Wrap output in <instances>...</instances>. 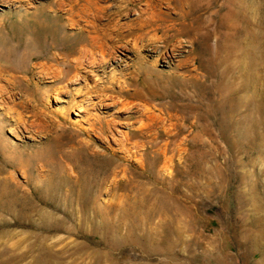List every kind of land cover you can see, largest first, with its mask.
<instances>
[{
  "label": "rangeland",
  "instance_id": "obj_1",
  "mask_svg": "<svg viewBox=\"0 0 264 264\" xmlns=\"http://www.w3.org/2000/svg\"><path fill=\"white\" fill-rule=\"evenodd\" d=\"M47 1L0 0V264H264V0H89L63 81Z\"/></svg>",
  "mask_w": 264,
  "mask_h": 264
},
{
  "label": "bare ground",
  "instance_id": "obj_2",
  "mask_svg": "<svg viewBox=\"0 0 264 264\" xmlns=\"http://www.w3.org/2000/svg\"><path fill=\"white\" fill-rule=\"evenodd\" d=\"M124 2L129 3L132 5V0H123ZM62 6L65 7V9L62 8ZM133 6V5H132ZM39 10L37 12L39 13L33 23H34V33L39 37V38H44V44H43V51L37 54V58L45 60V63H49V61H53L54 59V54L55 52L60 55V59L57 62L58 64L62 65V68L58 73L55 72V76L59 80H66L68 79L69 75L72 72H75L77 70V65L78 63V58L79 54L87 50L86 48H91L92 44L95 42V37H88L86 34H84L83 27L81 25V22L79 21L78 17L76 19L74 16H80L82 12H85L87 9L92 10V9H98L97 7L94 6V2L89 1V0H48L45 4H41L38 6ZM63 9L65 10V13L67 14V17L65 22L62 21V15L59 17H56L55 15H52L50 17L45 16L44 11L45 9H50L52 12L58 11V9ZM125 9H130V7L126 6ZM118 15H122L119 10L116 11ZM139 14L141 13L138 12ZM34 17V16H33ZM157 15L150 13L148 18L144 21V26H149L153 25L155 29H157L159 26V23H156V18ZM183 17V15H182ZM153 18L155 20H153ZM66 25H74L75 32L73 33L74 35L72 38H69V35L64 34L63 32H60L61 28H64ZM164 31L166 32L168 30V25H165ZM98 30V29H96ZM103 30L99 32L100 37L105 40H109L111 44H113L114 41L121 39L122 37H125L127 34L131 32V30H120L118 28L116 29H106L103 33ZM111 35H108V34ZM34 34V35H35ZM177 34V31L173 30L170 33H166L165 36L163 37L165 43L162 45L165 47L167 45L168 40L173 38ZM137 37H147L142 33H139ZM49 40H47V39ZM152 35L150 37L145 39L146 44L153 45L156 48L159 46H156L155 39H152ZM114 40V41H113ZM145 45V44H143ZM87 46V47H86ZM115 47V45H114ZM70 58H76L75 63H70ZM50 64V63H49ZM74 70V71H73ZM73 75V73H72ZM71 75V77H72ZM37 107V106H36Z\"/></svg>",
  "mask_w": 264,
  "mask_h": 264
}]
</instances>
